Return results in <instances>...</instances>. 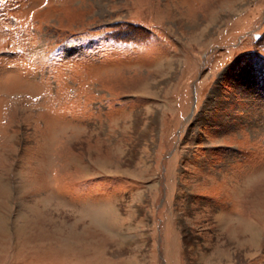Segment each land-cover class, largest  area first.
I'll return each instance as SVG.
<instances>
[{"label":"rangeland","instance_id":"1","mask_svg":"<svg viewBox=\"0 0 264 264\" xmlns=\"http://www.w3.org/2000/svg\"><path fill=\"white\" fill-rule=\"evenodd\" d=\"M0 264H264V0H0Z\"/></svg>","mask_w":264,"mask_h":264}]
</instances>
